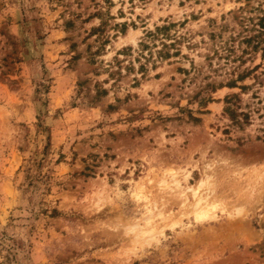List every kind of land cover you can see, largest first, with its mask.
<instances>
[{
  "label": "rangeland",
  "instance_id": "rangeland-1",
  "mask_svg": "<svg viewBox=\"0 0 264 264\" xmlns=\"http://www.w3.org/2000/svg\"><path fill=\"white\" fill-rule=\"evenodd\" d=\"M263 92L264 0H0V264H264Z\"/></svg>",
  "mask_w": 264,
  "mask_h": 264
},
{
  "label": "trees",
  "instance_id": "trees-1",
  "mask_svg": "<svg viewBox=\"0 0 264 264\" xmlns=\"http://www.w3.org/2000/svg\"><path fill=\"white\" fill-rule=\"evenodd\" d=\"M233 86V85H230ZM240 88H244L243 85ZM264 93V92H263ZM257 100V104H261L262 102V110L264 112V94L263 100H260L257 95L253 96ZM222 113L227 116L230 123L232 125H236L237 127L248 123L249 114L246 111H243L240 107L239 99L236 94H227L222 98ZM193 121H196L197 118L191 117Z\"/></svg>",
  "mask_w": 264,
  "mask_h": 264
}]
</instances>
